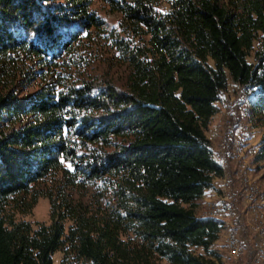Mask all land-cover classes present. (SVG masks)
Listing matches in <instances>:
<instances>
[{"label": "trees", "instance_id": "1", "mask_svg": "<svg viewBox=\"0 0 264 264\" xmlns=\"http://www.w3.org/2000/svg\"><path fill=\"white\" fill-rule=\"evenodd\" d=\"M92 1L0 0V264H209L205 131L228 77L264 127V0Z\"/></svg>", "mask_w": 264, "mask_h": 264}, {"label": "rangeland", "instance_id": "2", "mask_svg": "<svg viewBox=\"0 0 264 264\" xmlns=\"http://www.w3.org/2000/svg\"><path fill=\"white\" fill-rule=\"evenodd\" d=\"M91 6L106 20L107 24H110L116 20L117 13L111 12L108 10L107 4L101 2L100 0H93ZM159 8L164 10L166 8V0H160ZM255 44V43H254ZM248 60H251V56H247ZM110 75L113 76L116 80L119 79L120 74H122L121 68H112L110 69ZM249 96L243 94L235 84L231 82L229 77L226 80V88L221 90L219 94L218 112L212 117L210 125L207 129L206 136L213 141L212 144V154L217 163L223 167L226 166L223 158L218 155L223 151V135L226 133L229 143H231V150L227 151L229 155V161L231 162L232 168L234 167V178L236 183L230 181V172L229 170L224 171L226 174V179L224 182L227 186L223 188V193L221 197L213 201H208L203 203L200 215H211L215 217H221L224 215L237 214V205L234 204V207L231 206V203L235 200L232 199L231 195H235L238 199V204L244 206V199L242 197V190L240 189V195L236 190L237 186L239 188H248V179L250 180V185L255 189L254 203H248V208L246 206L245 214L250 219L251 230H256V222L259 225V230L264 231V201L262 204V199L264 197V162H254L252 161V156L255 152L253 150L252 143L253 141L264 131V127H252L248 121L247 113V104L246 100ZM227 99H232L233 103L231 104L230 113H228V102ZM229 115L230 121H226V117ZM238 118L236 124L234 120ZM235 125H234V124ZM235 126V127H234ZM236 132L238 135H241L242 139L236 141ZM256 146V144H254ZM240 155V157H239ZM239 158L242 159V174L239 175ZM220 162V163H219ZM231 168V167H230ZM245 168V169H244ZM225 170V169H224ZM233 170V169H232ZM236 171V173H235ZM247 177V178H246ZM262 190V192L260 191ZM231 194V195H230ZM238 196V197H237ZM255 204V206H254ZM240 205V206H242ZM218 207V208H217ZM230 207V211L225 212L223 208ZM248 209H254L256 215V222L253 220V217L249 215ZM215 210V211H213ZM222 211V212H221ZM213 212V213H212ZM213 214V215H212ZM215 214H223L216 216ZM238 215V214H237ZM17 218L28 220L34 225L35 221L48 222V203L45 197H38L34 203L31 210L27 213L17 214ZM244 220V219H243ZM233 233L236 238V246L227 247L230 254H233V248H237L238 257H242L244 253L243 244L240 242L238 235L235 231L230 229L227 232L226 240L229 243V235ZM264 237L259 239H253L251 246L253 250H259L260 245H263ZM240 244V245H238ZM258 246V247H257ZM196 250H201L200 247H196ZM61 256L60 251L56 250L52 253L53 262H57ZM163 261H160L159 264H162ZM234 264V260L232 262ZM243 264V263H240Z\"/></svg>", "mask_w": 264, "mask_h": 264}, {"label": "crops", "instance_id": "3", "mask_svg": "<svg viewBox=\"0 0 264 264\" xmlns=\"http://www.w3.org/2000/svg\"><path fill=\"white\" fill-rule=\"evenodd\" d=\"M257 141H258V137L252 143V146L254 147L252 151L255 150L254 144H256ZM241 165L243 166L242 163ZM226 174L227 173L223 172L222 175L213 176L211 186L204 188L202 194L195 200L194 209L197 214L200 215V210L203 203L216 200L217 198L226 194L223 193L222 190L223 189L222 187L224 185L227 186L226 185L227 181L226 183L224 182V179L227 178ZM221 183L223 184L222 187L220 185ZM231 197H234V195L232 194ZM263 201H264V197L262 199V204ZM240 205L238 204L236 210V213L238 215L235 213L230 215H224L223 223L217 232V236L211 243V249L213 250V253L211 255H208V258L210 259L209 264H232L233 260H230V256L227 255L230 254V252L228 251V248L225 246L227 232L230 229H232V226L234 227L233 230L238 235L240 242L243 244L244 254H245L244 255L245 264H253L252 261H250L249 258L247 257L252 242V232L250 231L251 223H250V219L245 214L246 207ZM162 264H165V262L163 261Z\"/></svg>", "mask_w": 264, "mask_h": 264}, {"label": "built area", "instance_id": "4", "mask_svg": "<svg viewBox=\"0 0 264 264\" xmlns=\"http://www.w3.org/2000/svg\"><path fill=\"white\" fill-rule=\"evenodd\" d=\"M227 102L229 104L228 106V113H230V107L231 104L233 103L232 99H227ZM226 121H230L229 115L226 117ZM238 138H241V135H238L236 132V141ZM231 149V143L228 142L226 138V133L223 135V151L220 152L218 155H221L223 158L225 164H226V151ZM240 157V155H239ZM241 162L242 159L239 158V175H243L241 172ZM247 178V177H246ZM248 179V188H240L242 190V197L244 199V206L247 207V201H253V196H254V188L249 184V178ZM231 206L233 205V202L231 203ZM255 206V204H254ZM249 215H252L253 220H255V215H254V209H248ZM215 215H223V214H215ZM234 227L232 226V230ZM249 230V229H248ZM252 232V238H259L260 242V236H264L259 230V225L256 222V230H250ZM225 246L230 247L229 244L227 243V240H225ZM230 256V260H234V264H239L240 261H242V257H237V248H233V254H227ZM252 263L253 264H264V245H260V250H252Z\"/></svg>", "mask_w": 264, "mask_h": 264}, {"label": "bare ground", "instance_id": "5", "mask_svg": "<svg viewBox=\"0 0 264 264\" xmlns=\"http://www.w3.org/2000/svg\"><path fill=\"white\" fill-rule=\"evenodd\" d=\"M238 133V132H237ZM226 138H227V135H226ZM238 139H242V137L241 138H238ZM238 139H237V141H238ZM228 140V139H227ZM229 142V141H228ZM211 147H212V145H211ZM231 148H232V145H231ZM231 150V149H230ZM227 151H229V150H227ZM227 151H226V161H227ZM221 156V155H220ZM241 172H242V165H241ZM243 173V172H242ZM241 176H244V175H241ZM249 184H250V180H249ZM254 196H255V189H254ZM254 196H253V201H247V208H248V203H254ZM233 205H234V203H233ZM232 207H234V206H232ZM218 208V207H217ZM223 210L225 211V212H228V211H230V207H226V208H223ZM213 211H215V210H213ZM222 212V211H221ZM213 213V212H212ZM213 215V214H212ZM254 215H255V211H254ZM214 216V215H213ZM216 216H218V215H216ZM252 216V215H251ZM255 222H256V215H255ZM234 231V230H233ZM260 232L262 233V234H264V231H261L260 230ZM261 237H264V236H260V239H261ZM253 239H259V238H252V240ZM230 246H236V238H235V235L233 234V233H231L230 235H229V243H228ZM238 245H240V244H238ZM263 245H264V243H263ZM258 247V246H257ZM239 250V249H238ZM238 250H237V257H238ZM253 250V249H252ZM260 250V249H259ZM240 251V250H239ZM240 263H243L242 261H240ZM239 263V264H240Z\"/></svg>", "mask_w": 264, "mask_h": 264}]
</instances>
